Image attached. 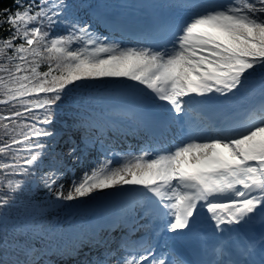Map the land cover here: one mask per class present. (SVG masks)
<instances>
[{
    "label": "snow or ice",
    "instance_id": "6c2138e0",
    "mask_svg": "<svg viewBox=\"0 0 264 264\" xmlns=\"http://www.w3.org/2000/svg\"><path fill=\"white\" fill-rule=\"evenodd\" d=\"M15 3L14 10H0V28L7 24L10 33L0 37V58L7 60L0 63V73L6 74L0 75V96L4 97L0 104L20 105L24 111L17 109L16 117L44 109L42 123L52 124L53 109L64 97L77 87H89V81L107 78L137 82L154 94V100L167 102L171 112L185 116L207 101L234 99L250 82L259 81L262 96L258 106L227 117L211 135H190L170 150L142 149L118 159L106 157L76 177L69 164L79 163L92 145L75 133L93 119L78 112L67 124L59 151V133L32 125L33 135L54 143L36 144L39 151L26 164L41 170L38 187L47 189L54 202L75 201L120 186L130 211L136 213L132 224L138 223V217L148 222L141 227H154L153 236L169 233L173 251L197 230L206 209L215 236L200 240L201 252L210 250L212 255L200 264H264V232L255 237L246 230L257 219L264 224V0L200 3L188 18L168 28L165 43L155 49L110 41L92 25L69 16L66 0ZM44 22L49 27L64 25L68 34L52 37L36 26ZM16 40L23 42L15 44ZM41 64H47V71L38 70ZM40 94L45 95L40 98ZM5 119L8 117L0 116V121ZM24 138L28 140L29 135ZM10 147L5 144L0 153ZM17 167L0 163V169L14 172ZM20 172L37 175L29 168L20 167ZM69 172L72 177L65 191ZM22 183L9 181V193ZM12 198L0 196V208L9 206ZM111 227L115 231L121 225ZM138 231L130 226L128 238L121 237L116 249L98 242L105 252L91 259L85 253L86 258L77 264H171L155 254L147 233L131 241ZM82 248L83 243L73 254L80 255ZM0 251L3 264H54L46 258L53 254L50 247H37L24 229H13L9 239L6 224H0ZM9 255L14 258L8 260Z\"/></svg>",
    "mask_w": 264,
    "mask_h": 264
},
{
    "label": "trees",
    "instance_id": "16d2710c",
    "mask_svg": "<svg viewBox=\"0 0 264 264\" xmlns=\"http://www.w3.org/2000/svg\"><path fill=\"white\" fill-rule=\"evenodd\" d=\"M127 0H66L70 5L68 15L76 17L81 24L87 23L80 12L87 7L98 8L103 11L114 10L118 11L123 4H127ZM30 2V0H26ZM39 3V0H35ZM220 3L222 0H197L200 3ZM17 7L15 0H0V10L15 9ZM88 24V23H87ZM42 26L45 31H49L52 37L57 35H67L68 29L64 25H53L49 27L47 22ZM8 25L5 24L0 28V37H7L10 35L6 29ZM22 40L14 41L15 44L22 43ZM78 46L73 44V47ZM9 49L8 53L11 54ZM0 63H7V60L0 58ZM39 71H47V64H41ZM0 75H6L0 73ZM133 83L136 85H133ZM89 87H77L70 95L64 97L59 102V107L53 109V123H42L45 115L44 109H33L32 112H25L21 117L14 116V112L19 109L24 111L20 105L15 107L6 104H0V116L8 117V119L0 121V125H7V128L0 126V147L5 144L11 147L5 152L0 153V163L8 165H18L23 168H29V171L37 172V175H25L20 172V167H17L13 172L12 168L0 169V196H11L10 205L0 208V224L6 220L9 229V239L12 236V230L24 229L28 232L32 242L37 247L42 245L48 246L52 249L53 254L50 257L54 264H57L56 258H68L73 254V249L81 246V243H86L89 239L95 238L96 231H94L88 222L95 212H97V205L89 203L85 198H78L75 201H59L54 202L49 207L51 216H47V211L43 209V202L50 199L47 189L42 186L38 187L39 169L30 167L26 164V160L31 154L39 151L35 147L38 143L52 145L54 141L48 137L35 136L32 134L31 126L36 128H44L49 131L59 133L56 140L60 142L62 136L60 131L67 130V124L72 123V117L82 112L86 116H91L93 119L83 128H80L78 134L91 144L94 142L93 132L96 129L104 130L108 120H118V107L130 102L133 97L132 94L123 89L124 86L138 89V83L127 80L126 78H107L98 81H89ZM143 86V85H142ZM141 86V87H142ZM71 87V86H70ZM140 87V86H139ZM146 89V88H145ZM65 91H68L67 89ZM147 94L154 95L150 90L146 89ZM45 94H40L43 98ZM218 95V94H217ZM231 96V94H229ZM261 85L259 81H252L248 88L242 95L236 98H229L228 100L233 104H244L251 99L261 97ZM32 97H29L31 99ZM0 99H4L0 96ZM15 103V102H13ZM37 119H33V116ZM25 134L29 135V139L25 140ZM13 140L20 141L13 143ZM30 145L32 146L30 148ZM59 151L60 148L56 147ZM22 181L21 187L14 193H9L8 182ZM87 216V217H85ZM68 218V219H67ZM3 252L0 251V257ZM14 257L9 255L8 260ZM3 264V261H0Z\"/></svg>",
    "mask_w": 264,
    "mask_h": 264
},
{
    "label": "rangeland",
    "instance_id": "374dc122",
    "mask_svg": "<svg viewBox=\"0 0 264 264\" xmlns=\"http://www.w3.org/2000/svg\"><path fill=\"white\" fill-rule=\"evenodd\" d=\"M126 2L127 4H123L124 8L120 13H114L112 10L104 12L94 7H87L80 14L87 20L88 24L93 26L94 31L102 36H107L110 41L120 43L124 47H152L155 49L158 45L165 43L168 28L188 18L193 8L198 5L197 0H127ZM140 30L144 34L137 33ZM133 85L135 84L133 83ZM137 86L138 89L131 90L134 98H131L128 105L118 108L119 119L116 121L109 120L104 130L96 129L92 134L95 140L91 144L92 146L86 150L81 161L75 165L69 164L70 168H74L76 177H79L83 171L93 166L98 160L106 157L118 159L129 153L139 154L142 149L157 152L170 150L190 135H211L214 130L210 123L211 117H218L221 124L227 117L242 115L245 111L258 106L261 101V97H257L243 105H237L221 97L219 100H211L196 105L191 116H185L171 112L167 102L154 100L153 95L146 93L145 86L139 84ZM197 99L203 100L204 98L197 97ZM151 115H155L161 120L162 117L168 116L166 123L161 124L163 134L159 136L150 134L147 118ZM60 133L62 138L58 144L59 148L67 135V132L62 131ZM75 135L80 137L78 134ZM157 144L159 145L157 146ZM71 177L72 172H69V179H66L64 183L65 191L69 187ZM54 198L50 195V199L43 202L42 206L47 211V216H51L52 209L49 207ZM88 199L92 202L95 201L97 212L90 219L85 217L90 222V227L99 232L97 239L90 244L104 241L110 243L113 236L111 227H108V234L103 237L106 231L103 226L108 223L109 218L117 217L123 222L131 223L129 204L120 186L103 191L97 190L91 197L85 198V200ZM255 223L264 229V224H261L259 219L254 221L250 227L253 228ZM3 224L7 225L8 223L5 220ZM136 227H140L139 237L144 235L142 231L146 233L144 227ZM127 231L124 233L126 236L129 233V230ZM258 233L254 236L258 237ZM164 234L166 232L162 235L160 233L156 239L160 238L161 240V236ZM167 234L169 235V233ZM134 239V237L130 238L132 241H137ZM90 244L86 245L87 248L85 246L82 249H85V253L91 249ZM82 250L80 256L72 255L66 259L58 258L56 263L77 264L78 261L86 258ZM96 250L100 252L95 248ZM104 252L105 249L102 253ZM92 257L93 252L88 253L87 259Z\"/></svg>",
    "mask_w": 264,
    "mask_h": 264
},
{
    "label": "bare ground",
    "instance_id": "6f19581e",
    "mask_svg": "<svg viewBox=\"0 0 264 264\" xmlns=\"http://www.w3.org/2000/svg\"><path fill=\"white\" fill-rule=\"evenodd\" d=\"M167 120H168V116L162 117V120H161V118H159V117H157L155 115L154 116L153 115L149 116L147 118V125L149 126L150 134L153 135V136H159V135L163 134V128H162L161 124L166 123ZM62 131L63 132H67V130H62ZM62 131H60V132H62ZM158 145L159 144H157V146ZM160 146H161V144H160ZM113 156H111V157H113ZM137 211H139V207H137ZM135 216H136V213H134V212L130 213V219L133 220V217H135ZM209 216H210V214H208L206 212V210H203L201 212V223L208 222L206 227H208L209 229L213 230V232L209 235L210 238H213L215 236L214 222L211 221L208 218ZM111 218L112 219L109 218L108 219V223L103 226V227L106 228V230L108 229V227H111L113 224H117L118 223V224L121 225V227L117 228L115 231H113L112 227H111V234L113 236L111 237L110 245L106 244L107 246H110L111 249H116L118 247V245L121 243V237H126V235H124V233L128 232L127 230H129L130 226H135L136 227V226L146 225L148 223L146 220H140L138 217H136V219L138 220V223H136L135 225L123 222L121 219H119L117 217H111ZM126 225H128V226H126ZM138 228H140V227H138ZM144 230L146 231L147 235H151L150 236L151 237V242L153 241V244H154V240L157 238V236H153L154 227L153 226L144 227ZM262 232H264V231H262ZM146 233H144V231H142V234L145 235ZM132 237L135 238L134 240H137L139 238V231L136 232L134 235H131L130 238H132ZM148 238H149V236H148ZM158 241H159V239H158ZM99 247H100V249H99L100 252L93 253V256H100L102 251H104L105 246L99 245ZM56 259H58V258H56ZM56 259H55V261H56Z\"/></svg>",
    "mask_w": 264,
    "mask_h": 264
}]
</instances>
